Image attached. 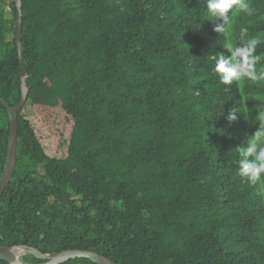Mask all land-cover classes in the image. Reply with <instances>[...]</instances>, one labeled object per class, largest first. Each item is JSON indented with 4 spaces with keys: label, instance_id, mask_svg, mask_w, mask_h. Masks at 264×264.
<instances>
[{
    "label": "trees",
    "instance_id": "obj_1",
    "mask_svg": "<svg viewBox=\"0 0 264 264\" xmlns=\"http://www.w3.org/2000/svg\"><path fill=\"white\" fill-rule=\"evenodd\" d=\"M246 2L252 14L234 6L218 34L204 0H20L28 91L0 247L89 250L116 264H264V179L238 173L264 83L229 88L214 71L243 27L264 56V0ZM17 23L15 0H0V95L13 107ZM9 126L0 101V180Z\"/></svg>",
    "mask_w": 264,
    "mask_h": 264
},
{
    "label": "clouds",
    "instance_id": "obj_2",
    "mask_svg": "<svg viewBox=\"0 0 264 264\" xmlns=\"http://www.w3.org/2000/svg\"><path fill=\"white\" fill-rule=\"evenodd\" d=\"M206 4L209 21L213 22V31L220 34L225 31L223 25L217 23L219 20H226L229 11L236 6L240 11L251 15L253 9L246 0H204ZM247 27L239 31L238 43L233 45L232 41L225 48L230 55H219L215 57L214 71L219 76L222 85L230 86L232 83H243L251 81L254 83H264V68L257 70V65L264 60V56L257 54V47L262 43L258 37H248ZM227 33L232 35L231 26L228 25ZM223 107V106H222ZM225 111L224 107L220 115ZM256 131L247 139L246 147L240 151L238 173L241 177L247 178L251 183L260 182L264 179V108L257 110ZM237 111L228 110L227 120L229 123L238 119Z\"/></svg>",
    "mask_w": 264,
    "mask_h": 264
},
{
    "label": "water",
    "instance_id": "obj_3",
    "mask_svg": "<svg viewBox=\"0 0 264 264\" xmlns=\"http://www.w3.org/2000/svg\"><path fill=\"white\" fill-rule=\"evenodd\" d=\"M18 11V23L16 30V42L19 52V70L22 80V98L20 103L13 107L11 106L1 95L0 101L5 106V108L10 113V126H9V137H8V149L6 156V165L4 173L0 180V197L7 186L15 163L16 157V144H17V134H18V112L26 100L27 86H26V72L23 64L22 53H21V38H22V24H21V6L20 0H15ZM25 253H31L39 258L46 259L45 262L40 264H57L63 261H66L71 258L84 257L92 261H95L98 264H116L111 259L106 256L99 254L97 252L89 250H79V249H70L62 252H55L51 254H42L39 250L30 247L28 245H13V246H1L0 247V260L7 261L10 264H28L20 259V256Z\"/></svg>",
    "mask_w": 264,
    "mask_h": 264
}]
</instances>
